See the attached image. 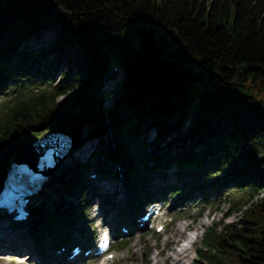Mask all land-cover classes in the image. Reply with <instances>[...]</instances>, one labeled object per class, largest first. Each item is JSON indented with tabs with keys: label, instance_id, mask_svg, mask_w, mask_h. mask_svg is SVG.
<instances>
[{
	"label": "trees",
	"instance_id": "obj_1",
	"mask_svg": "<svg viewBox=\"0 0 264 264\" xmlns=\"http://www.w3.org/2000/svg\"><path fill=\"white\" fill-rule=\"evenodd\" d=\"M49 26L60 31L58 59L80 51L56 83L43 51L28 46ZM115 64L122 75L106 107L99 92ZM2 97L0 186L14 153L45 135L68 134L73 150L97 142L4 238L31 231L44 253L68 244L66 224L77 225L94 190L90 169L124 181L120 164L141 203L159 196L154 181L173 165L179 183L158 192L175 201L194 191L248 199L231 207L240 220L206 229L193 264H264V0H0ZM153 127L164 146L148 141Z\"/></svg>",
	"mask_w": 264,
	"mask_h": 264
},
{
	"label": "rangeland",
	"instance_id": "obj_2",
	"mask_svg": "<svg viewBox=\"0 0 264 264\" xmlns=\"http://www.w3.org/2000/svg\"><path fill=\"white\" fill-rule=\"evenodd\" d=\"M59 40L60 31L54 26H49L47 31H44L43 36L40 39L33 38L28 44L32 50L43 51L44 54L42 53V55L44 61L52 64L53 78L51 81H54L55 83L63 77V74L67 73L73 65L76 64L80 56L79 49H76L73 46L72 50H69L70 48L67 50L68 52H72V61L67 63V60L65 59H58L55 52L56 49L52 46L59 42ZM75 72L76 70L74 71V74ZM85 72H87L86 69H84V74H86ZM61 74L62 76H60ZM117 77L118 75L115 76L112 69H110L104 77V88L99 92V95L104 101L108 99L110 92L109 89ZM27 93L29 95H35L38 93V90L30 89L27 90ZM6 97H9V94ZM64 98L65 95L59 97L60 100ZM3 99L4 97L0 98V101ZM177 117L175 116L174 118H171V120H176ZM151 130L152 131L151 134H149L148 141L155 143L156 147L158 145L164 146L165 142L159 141V143H157L158 140H154V137H156L155 135L157 134L156 129L153 127ZM178 136L179 132L177 134L172 132L168 139H174V137ZM96 145V141L89 140L77 150H73L71 152L72 154H69L71 156L66 157L63 160L61 163L62 166L58 168V170L56 169L54 171L52 186L54 188L60 187L55 184V180L59 177L58 174L61 171L67 170V168L71 166L74 161H88L90 156V159H92V153L96 149ZM17 154L18 152L14 153L11 162L15 159ZM149 167L150 171H152L151 169L153 167V163H150ZM163 171L167 179L159 178L157 181H154L155 184L157 182L158 184L163 185L164 182L167 181L164 184L166 187L171 184L176 185L179 183L176 176L177 168L175 166L171 165ZM66 176H68V174H66ZM66 180L70 179L66 178ZM100 183L101 186H98L100 189L98 193L100 195L90 200L88 204V209L85 214V216H87L85 228L83 229L81 224L76 225V228L66 224L67 228L71 227V229H76L79 232L83 229L86 233H90L91 237L97 236L96 230H93L96 229L94 223L97 219L96 217H93V214L96 213V209H94V206L96 205L108 212V219L111 221L116 218V214L118 217L122 215L121 213L124 212V209H121V207H118L117 209V205H115V203L116 201H119L120 204L126 202L130 203V197L132 196L129 193L127 183L125 181H121L120 184H116L117 182L114 177L101 180ZM107 183L111 184L112 187L108 186ZM262 197H264V190L259 192L258 198ZM165 198L169 203L165 202L164 204L162 202L165 216L160 219L161 222L166 224L165 233H157L159 235H156V232L149 230H139L136 233L132 232L126 240L129 244L126 249L113 250L116 253V260L114 264H192V262L196 259L197 248L202 245L206 229L211 227L214 221L217 222L224 219L226 223H233L240 220L242 212H233L232 214H229L231 207L232 205H236V207L242 205L245 210L247 208L246 203L248 201V199L241 201L236 195H232L228 198L227 193L223 195V192H213L207 197H203L200 196L197 191L186 195L184 194V196L180 197L179 203L172 204L173 200L170 198V195ZM239 200L240 203L238 202ZM181 208L183 209L181 213H179L181 215L177 214L175 217L174 212L177 213ZM172 218H174L173 221H171ZM1 230L2 228L0 227V231ZM183 231L184 235L182 233ZM23 232L18 233L20 234L19 236L3 240L8 241L9 246L6 244L7 247H5V249H1L4 247L0 245V264H63V262L58 261L57 258L52 256L50 253L47 256L43 254L42 249H39L36 246L37 244H35L36 242L31 231L27 230L26 232L25 230ZM191 236L195 237V239H191ZM190 243L193 244V247L191 249H186L185 246ZM10 246H12V248H10ZM113 246H115V240L113 241ZM11 249L21 251V254L18 256L11 255ZM178 251H181L180 255L177 254ZM182 252L185 253V255L188 253V256L185 257ZM94 261V259L83 258L82 262H84V264H90ZM66 264L72 263L66 262Z\"/></svg>",
	"mask_w": 264,
	"mask_h": 264
},
{
	"label": "bare ground",
	"instance_id": "obj_3",
	"mask_svg": "<svg viewBox=\"0 0 264 264\" xmlns=\"http://www.w3.org/2000/svg\"><path fill=\"white\" fill-rule=\"evenodd\" d=\"M114 89V87H112V88H110L109 90H113ZM117 184V183H116ZM106 185V184H105ZM107 185L108 186H111L112 187V185L111 184H109V183H107ZM1 231H3L4 232V230H1ZM3 232H0V237H2V238H0V239H2V240H7V238L5 237L4 238V236H3ZM183 233V235H184V231L182 232ZM4 238V239H3ZM191 239H195V237H190ZM6 244H8V246H9V243H8V241H1L0 242V245H2V247H4V248H1V249H5V247H7V245ZM4 245H6V246H4ZM10 248H12V246H10ZM180 253H181V251H178V255H180ZM43 254H45V255H48L49 254V252H47V253H44L43 252Z\"/></svg>",
	"mask_w": 264,
	"mask_h": 264
}]
</instances>
